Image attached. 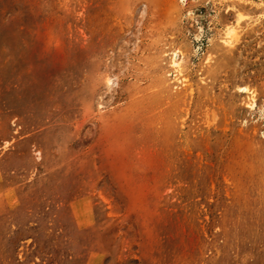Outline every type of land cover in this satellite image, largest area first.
<instances>
[{"label":"rangeland","instance_id":"1","mask_svg":"<svg viewBox=\"0 0 264 264\" xmlns=\"http://www.w3.org/2000/svg\"><path fill=\"white\" fill-rule=\"evenodd\" d=\"M0 264H264V0H0Z\"/></svg>","mask_w":264,"mask_h":264},{"label":"bare ground","instance_id":"2","mask_svg":"<svg viewBox=\"0 0 264 264\" xmlns=\"http://www.w3.org/2000/svg\"><path fill=\"white\" fill-rule=\"evenodd\" d=\"M182 2H184L185 0H181ZM179 53L178 52H173V54H172V59H171V66L173 67V68H178V67H180V61H179ZM177 72V71H176ZM242 91H245L246 92V89L245 88H243L242 89Z\"/></svg>","mask_w":264,"mask_h":264}]
</instances>
